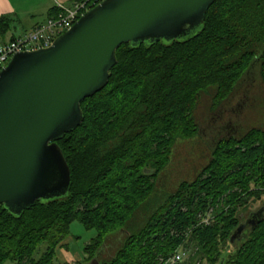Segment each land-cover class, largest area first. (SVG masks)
Wrapping results in <instances>:
<instances>
[{
	"label": "trees",
	"instance_id": "1",
	"mask_svg": "<svg viewBox=\"0 0 264 264\" xmlns=\"http://www.w3.org/2000/svg\"><path fill=\"white\" fill-rule=\"evenodd\" d=\"M10 21L0 17V33ZM116 57L108 85L82 101L83 122L58 140L68 195L19 216L0 205V264H53L74 221L97 232L86 264H167L190 244V261L178 264H264V218L231 241L264 208L249 209L264 198V0H216L193 37L122 44ZM202 141L206 166L136 228L178 152ZM122 232V247L101 262Z\"/></svg>",
	"mask_w": 264,
	"mask_h": 264
},
{
	"label": "water",
	"instance_id": "2",
	"mask_svg": "<svg viewBox=\"0 0 264 264\" xmlns=\"http://www.w3.org/2000/svg\"><path fill=\"white\" fill-rule=\"evenodd\" d=\"M215 1L104 0L50 47L15 54L0 71V205L19 216L67 196L71 169L58 140L83 122L82 101L108 85L117 49L191 38ZM263 218L264 208L251 213L231 241Z\"/></svg>",
	"mask_w": 264,
	"mask_h": 264
},
{
	"label": "rangeland",
	"instance_id": "3",
	"mask_svg": "<svg viewBox=\"0 0 264 264\" xmlns=\"http://www.w3.org/2000/svg\"><path fill=\"white\" fill-rule=\"evenodd\" d=\"M177 158L181 159L172 166L170 175L165 177L164 181H162L165 186H159L160 188L158 189L153 203L144 210V216L134 223L136 228H141L145 225L148 216L154 212L155 208L161 204L162 200L168 194L172 193L177 188L179 183L192 180L199 174L203 167L208 163L210 152L202 141L199 144L189 145V147L181 149L178 152ZM262 203H264V198L256 204H253L249 209L256 210ZM214 217L215 208L211 207L208 209L206 215L201 216V219H203V221L205 220L206 224H211L214 221ZM96 234L97 232L95 230H87L79 221H74L71 224L70 235L62 242V245L66 244V249L69 250L71 255H68L67 258L64 259L57 254L53 264H85L87 262V253L84 252V248L90 243ZM123 242V233L110 236L106 244L107 249L100 257V261L107 262L111 260L116 252L122 247ZM45 249L46 245L42 244L36 257L39 258ZM195 250L196 247L192 244H190L188 248L186 247L183 249L184 262L190 261V255H192ZM196 261V264H208L207 261L202 263H199V260ZM6 264H11V262H7Z\"/></svg>",
	"mask_w": 264,
	"mask_h": 264
},
{
	"label": "built area",
	"instance_id": "4",
	"mask_svg": "<svg viewBox=\"0 0 264 264\" xmlns=\"http://www.w3.org/2000/svg\"><path fill=\"white\" fill-rule=\"evenodd\" d=\"M102 1L104 0H77L71 5L57 3V14L47 23L37 25L20 37L0 44V71L17 53L50 47L60 35L71 29L82 15ZM203 222L206 223L205 220ZM183 259L184 253L178 252L166 263L178 264Z\"/></svg>",
	"mask_w": 264,
	"mask_h": 264
},
{
	"label": "crops",
	"instance_id": "5",
	"mask_svg": "<svg viewBox=\"0 0 264 264\" xmlns=\"http://www.w3.org/2000/svg\"><path fill=\"white\" fill-rule=\"evenodd\" d=\"M75 1L77 0H0V17H9L11 20L9 29L0 33V44L20 37L37 25L47 23L57 14V3L71 5ZM59 248L57 254L62 258L71 255L66 244H61Z\"/></svg>",
	"mask_w": 264,
	"mask_h": 264
},
{
	"label": "bare ground",
	"instance_id": "6",
	"mask_svg": "<svg viewBox=\"0 0 264 264\" xmlns=\"http://www.w3.org/2000/svg\"><path fill=\"white\" fill-rule=\"evenodd\" d=\"M216 103H217V102H216ZM216 103H215V104H216ZM214 107H215V106H214ZM214 109H215V108H214Z\"/></svg>",
	"mask_w": 264,
	"mask_h": 264
},
{
	"label": "flooded vegetation",
	"instance_id": "7",
	"mask_svg": "<svg viewBox=\"0 0 264 264\" xmlns=\"http://www.w3.org/2000/svg\"><path fill=\"white\" fill-rule=\"evenodd\" d=\"M123 233V232H122ZM124 234V233H123ZM107 247V246H106ZM107 249V248H106Z\"/></svg>",
	"mask_w": 264,
	"mask_h": 264
}]
</instances>
